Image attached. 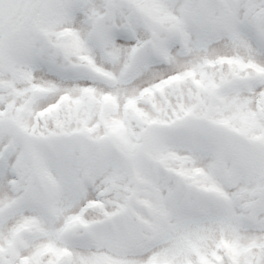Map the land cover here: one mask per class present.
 <instances>
[{"label": "snow or ice", "instance_id": "1", "mask_svg": "<svg viewBox=\"0 0 264 264\" xmlns=\"http://www.w3.org/2000/svg\"><path fill=\"white\" fill-rule=\"evenodd\" d=\"M0 264H264V0H0Z\"/></svg>", "mask_w": 264, "mask_h": 264}]
</instances>
